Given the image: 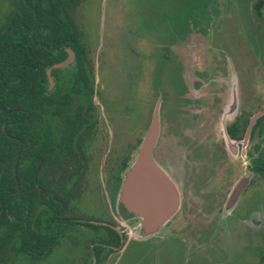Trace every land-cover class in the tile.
I'll return each instance as SVG.
<instances>
[{
	"label": "flooded vegetation",
	"instance_id": "flooded-vegetation-1",
	"mask_svg": "<svg viewBox=\"0 0 264 264\" xmlns=\"http://www.w3.org/2000/svg\"><path fill=\"white\" fill-rule=\"evenodd\" d=\"M0 2L5 4L0 9V101L28 103L26 127L0 126V264H116L114 255L120 252L118 264H126L128 257L145 260L153 246H190L189 237L218 221L222 212L228 213L223 222L229 223H219L226 233L227 226L232 231L242 227L245 210L247 227H264V206L262 221L254 223V191L250 203L243 199L254 190V176L264 179L254 168L264 151V103L254 112V101L260 103L254 94L253 100H243L241 80L224 55L220 63L217 50L204 52L201 69L157 79L159 131L153 151L174 186L176 208L152 228L124 202L131 152L141 142L139 137L119 141L131 110H118L113 97L95 94L89 59L79 62L61 34L41 48L31 39L39 54L22 65L30 71L23 93L13 89L19 65L2 63L3 34L13 36L12 46L19 43L7 25L19 5L57 4L59 18L65 20L61 8L67 0ZM81 3L70 12L76 26ZM263 12L264 0H257L252 28L264 21ZM251 34L254 71L264 68V30L252 29ZM77 36L82 43V33ZM3 111L19 114L18 108ZM223 116L226 121L218 128L215 120ZM235 180V187L241 183L243 188L232 198ZM83 205L88 213L80 211ZM127 229H138L137 237L130 239ZM133 249L137 253L130 257Z\"/></svg>",
	"mask_w": 264,
	"mask_h": 264
},
{
	"label": "rangeland",
	"instance_id": "rangeland-1",
	"mask_svg": "<svg viewBox=\"0 0 264 264\" xmlns=\"http://www.w3.org/2000/svg\"><path fill=\"white\" fill-rule=\"evenodd\" d=\"M81 1L75 18L88 52L95 94L113 97L118 110L122 111L123 106L131 110L130 120L120 133V142L135 137L143 141L160 103L156 91L158 77L168 81L187 75L189 70L201 69L206 52L217 50L220 63H224L223 55L227 58L228 67L231 63L241 80L243 100H253L254 94L260 101H254V112L264 103L261 101L264 68L253 71L254 58L250 51L254 41L252 29L264 30V21L260 20V27L255 22L257 25L252 28L250 16L257 0ZM0 9H5L2 2ZM225 121L223 116L214 124L221 128ZM141 142L131 152L132 162ZM152 156L156 161L154 151ZM244 172L243 169L239 176ZM237 180L231 183L232 188ZM252 191L257 224L263 218L264 179L254 176V190H248L243 197L249 203ZM87 208L83 205L80 211L88 213ZM227 215L222 212L216 223L195 232L186 248L153 246L147 259L133 261L128 257L126 264H264V227L255 224L253 229L247 227L245 210L242 227L232 231L227 226L226 233L222 227L229 223L223 222ZM206 228L211 230L210 235L205 234ZM126 231L130 239L137 237L138 229ZM136 249L130 252V257L137 253ZM120 258L121 252L116 253L114 262L118 264Z\"/></svg>",
	"mask_w": 264,
	"mask_h": 264
},
{
	"label": "trees",
	"instance_id": "trees-1",
	"mask_svg": "<svg viewBox=\"0 0 264 264\" xmlns=\"http://www.w3.org/2000/svg\"><path fill=\"white\" fill-rule=\"evenodd\" d=\"M80 2L81 0H67V5L64 8L65 10L61 8V13L65 11V20L59 18L58 14L60 13V8L57 4H52L49 8H43L33 4L29 6L21 4L17 7V12H14L8 17L7 25L9 26V30L17 35L19 42L17 45L12 46L11 42L13 36L9 33L3 34L1 39V46L3 47L2 63H17L19 65L17 69L18 82L13 89L17 88L21 93H23L24 90L26 91L25 82L30 77V71L29 68L22 65L29 64L33 61L32 57L38 56L39 54V49L33 48L30 41L31 39H35V41L39 42V47L41 48L47 42L51 43L59 40V37L62 35L64 39H66V45L77 52L79 62H88L87 49L83 42H79L77 36L79 30L70 17V12L73 11ZM43 30L48 31L49 35L47 37L41 35L40 38H37L36 33L42 32ZM82 72L84 75L85 70ZM3 81H5V79H3ZM7 84H10V82L8 81ZM27 104L26 100L18 102L0 101V126L17 125L19 127H26L28 125ZM14 108L19 109V114H16L14 111L8 113L3 111L6 109L13 110ZM21 152H23V149ZM21 159L22 157L19 158V161H21ZM254 168L255 172L264 177V151L254 160Z\"/></svg>",
	"mask_w": 264,
	"mask_h": 264
},
{
	"label": "water",
	"instance_id": "water-1",
	"mask_svg": "<svg viewBox=\"0 0 264 264\" xmlns=\"http://www.w3.org/2000/svg\"><path fill=\"white\" fill-rule=\"evenodd\" d=\"M158 124L157 105L152 115V122L127 175L124 201L129 211L138 216H145L152 228L165 221L176 208L174 186L152 156L158 137ZM242 188L241 183L238 184L232 198H237Z\"/></svg>",
	"mask_w": 264,
	"mask_h": 264
}]
</instances>
